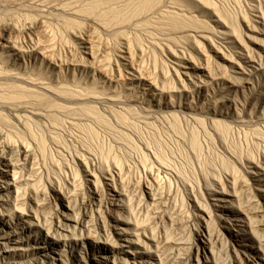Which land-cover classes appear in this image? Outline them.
<instances>
[{
  "label": "rangeland",
  "instance_id": "rangeland-1",
  "mask_svg": "<svg viewBox=\"0 0 264 264\" xmlns=\"http://www.w3.org/2000/svg\"><path fill=\"white\" fill-rule=\"evenodd\" d=\"M33 1L61 4L0 6V44L21 30L7 66L62 101L1 112L32 161L0 183V264H264V0Z\"/></svg>",
  "mask_w": 264,
  "mask_h": 264
},
{
  "label": "bare ground",
  "instance_id": "bare-ground-1",
  "mask_svg": "<svg viewBox=\"0 0 264 264\" xmlns=\"http://www.w3.org/2000/svg\"><path fill=\"white\" fill-rule=\"evenodd\" d=\"M54 1H57V2L61 1L62 2L63 0H54ZM54 1H52V2L55 3ZM65 1H67V0H64V2ZM78 1L79 0L75 1V4H77V3L82 4L84 0L82 2H80V1L78 2ZM89 2H91V1H89ZM110 3H112V0H100V1H98V0L94 1L93 0V2H91L89 4H84L85 9H83L84 8L83 6H82L83 8L81 7L83 9V11L81 10V8H80V10L84 14L94 15V13H96V11L98 9L100 11L102 8L106 7L105 8L106 11L104 10L103 12L106 13L107 9H108V13H106V14H109L111 12V10H113L114 5L116 6L118 1L113 2V3H115L112 5L113 7L111 5H109ZM19 4H21V6H23L22 4H25V5L28 4L32 10L34 9V11L37 10V12H43V10L47 9V8H54L57 10L58 6H60L61 3H59V4L57 3L54 5H52V3H51V5H52L51 6L50 3H48L47 1L0 0V6H6V7H9L10 5H15V6L18 5L19 6ZM108 5L110 6V8ZM86 6H88V7H86ZM107 6H108V8H107ZM11 7H13V6H11ZM116 7H118V6H116ZM97 13H98V11H97ZM97 13L95 14L96 16H97ZM100 13H98L99 19H100L101 15L104 18L106 14L102 13L100 15ZM103 14H105V15L103 16ZM109 16H110V14H109ZM111 16L114 17L113 12L111 13ZM31 19H32V16H31ZM36 29L40 33H44V35H46V31H47L46 22L37 21L35 23V27H34V24H31L30 28L28 30L29 31L32 30L31 32H33V30L36 31ZM4 31L7 33V35L9 37L5 38V43H6L5 46L2 47L0 44V49L2 50V51L0 50L1 51L0 52V119L2 118L1 112L6 111L10 115H12L14 118H16L18 121H20L18 118L20 116L17 113L27 112L28 110L26 107L32 106L34 103V102H31L32 100L36 99L35 100L36 102L38 100L39 101L40 100L46 101V100H49L51 97L55 98L53 96V94L55 92L63 93V91L60 90L61 87L59 88L55 85L53 86L50 83L47 84L45 82L44 78L41 79V77H43V76H41L40 74H39L40 77H38V73L36 74L37 76H35L34 73L37 71H35L34 73H31L30 71L27 70L30 73H25L26 71L24 69H23L24 72H22L23 70L18 71L17 70L18 66L16 67V69H12V68H9L7 66V63L9 60V59L7 60V58L10 57L8 55V53L12 52L14 55V56L12 55L13 57H19V55L21 56L20 53L24 49H22L23 47H20V43L18 41H16L18 39L17 34H20L21 30L19 31L16 26L12 27L11 25H6L4 27ZM13 36H14V38L17 37V39L15 38L16 40H13L12 39ZM17 43H19V45ZM33 49L36 52V54L40 55L42 58L48 57V54L46 52L47 50L45 49V47H43L41 45V43L34 42L33 43ZM6 54H7V56H6ZM23 54L24 55L26 54L25 51L23 52ZM46 54H47V57H46ZM21 57H24V56H21ZM25 59H26V57H25ZM13 61H15V60H13ZM13 63H15V62H13ZM13 63H11V64L13 65ZM25 66H26V63H25ZM55 99L58 101H62V100H59V98H57V97ZM52 100H54V99L51 98V101L49 100V102L55 101V100L54 101H52ZM41 102H44V101H41ZM46 102H48V101H46ZM33 106H35V104ZM2 127L4 128L5 126L2 125ZM2 127L0 126V157L2 158L1 160H2V164H3L4 168L0 169V183L7 184V182H9L8 178L10 176L9 169L12 168L13 170H15L18 166L19 167L20 166L28 167V165L31 164V161H32L31 160L32 154H31L30 148L28 146H25L23 144L22 145L19 144L20 146H17L18 143L17 144L14 143V142H17L16 140H13V138H12V140L9 139V137L11 136L10 133L8 132V130H7L8 133L5 132V130L3 131ZM15 174L16 173L14 171L13 172L14 178H15ZM14 181H16V180H14ZM1 191L2 190L0 187V201H3ZM142 194H144V193H142ZM3 215H4V212H3V210H1V205H0V217H2V219H3ZM84 217H86V218L88 217L87 212L84 213ZM79 225H81V227L83 226L81 223ZM4 226L8 227L7 225H4ZM2 240H4V242H0V259H2L3 254H13L16 251L15 247L12 246L14 242L12 239H10V234H6V237L3 238ZM51 253L54 254L55 251L52 250ZM8 264H14V263H8Z\"/></svg>",
  "mask_w": 264,
  "mask_h": 264
}]
</instances>
